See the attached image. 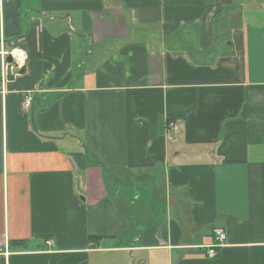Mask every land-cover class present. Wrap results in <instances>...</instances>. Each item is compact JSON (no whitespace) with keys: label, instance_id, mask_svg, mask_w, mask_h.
I'll return each instance as SVG.
<instances>
[{"label":"crops","instance_id":"0c3cea01","mask_svg":"<svg viewBox=\"0 0 264 264\" xmlns=\"http://www.w3.org/2000/svg\"><path fill=\"white\" fill-rule=\"evenodd\" d=\"M0 39V264H264V0H0Z\"/></svg>","mask_w":264,"mask_h":264},{"label":"built area","instance_id":"2783aa9c","mask_svg":"<svg viewBox=\"0 0 264 264\" xmlns=\"http://www.w3.org/2000/svg\"><path fill=\"white\" fill-rule=\"evenodd\" d=\"M23 66H19L18 69H21ZM35 103V97L32 93L24 94L23 96V108L25 110H32ZM179 131V126L175 122H167L164 126V134L169 139H174L175 135ZM227 240L226 233L223 230H217L215 233L214 242L215 245L211 246L208 251L210 257L216 256V248L222 247L225 245ZM48 245H52V242H47Z\"/></svg>","mask_w":264,"mask_h":264},{"label":"clouds","instance_id":"9594fccd","mask_svg":"<svg viewBox=\"0 0 264 264\" xmlns=\"http://www.w3.org/2000/svg\"><path fill=\"white\" fill-rule=\"evenodd\" d=\"M12 55L15 62L23 66L27 59V53L20 48L8 49L4 46L2 39H0V76L5 75L9 65L6 62V57Z\"/></svg>","mask_w":264,"mask_h":264},{"label":"water","instance_id":"95a60500","mask_svg":"<svg viewBox=\"0 0 264 264\" xmlns=\"http://www.w3.org/2000/svg\"><path fill=\"white\" fill-rule=\"evenodd\" d=\"M6 62L9 65V68H8V70L6 72L7 80L8 81H13L14 80L13 70L14 69H18L20 65L15 62V60H14L12 55H8L7 56ZM23 72H24V68L22 67L21 68V73H23Z\"/></svg>","mask_w":264,"mask_h":264},{"label":"rangeland","instance_id":"374dc122","mask_svg":"<svg viewBox=\"0 0 264 264\" xmlns=\"http://www.w3.org/2000/svg\"><path fill=\"white\" fill-rule=\"evenodd\" d=\"M124 207H126V206H124Z\"/></svg>","mask_w":264,"mask_h":264}]
</instances>
